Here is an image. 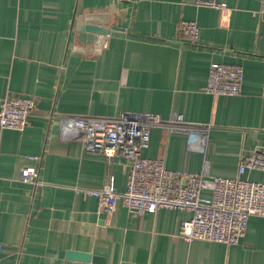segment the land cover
Masks as SVG:
<instances>
[{
    "label": "crops",
    "instance_id": "obj_1",
    "mask_svg": "<svg viewBox=\"0 0 264 264\" xmlns=\"http://www.w3.org/2000/svg\"><path fill=\"white\" fill-rule=\"evenodd\" d=\"M261 2L0 0V107L7 97L36 101L24 132L0 130V264H88L68 260L69 251L102 264H264V217H251L246 236L226 247L187 243L180 228L189 212L139 217L119 204L112 215L99 213L97 199L75 189L100 190L112 175L124 193L129 164L86 154L63 125L65 117L182 115L207 133L190 138L157 127L144 156L176 172L238 178L243 157L264 153ZM183 21L198 23V44L179 37ZM88 24L114 32L81 39L78 28ZM218 64L243 68L240 96L206 94ZM28 165L39 167L37 187L19 179ZM242 178L264 184L262 172Z\"/></svg>",
    "mask_w": 264,
    "mask_h": 264
},
{
    "label": "built area",
    "instance_id": "obj_2",
    "mask_svg": "<svg viewBox=\"0 0 264 264\" xmlns=\"http://www.w3.org/2000/svg\"><path fill=\"white\" fill-rule=\"evenodd\" d=\"M199 6L227 11L225 4L201 1ZM264 13V0L261 2ZM179 37L192 45L201 40V29L196 21H183ZM245 73L243 68L214 65L210 69L204 91L212 96L237 97L242 94ZM36 108L32 98L7 97L0 107V130L24 132ZM63 125L69 137L89 155H101L109 163L123 158L129 164L127 189L119 193L115 178L110 175L100 190L76 188L75 193L98 201L99 213L112 215L122 204L136 216L155 214L161 209L189 212L192 217L181 224L180 236L189 244L196 241L217 243L231 247L246 236L251 217H264V184L243 179L247 173H264V153L241 159L236 179L207 178V174H190L169 170L160 159H149L144 152L150 148L152 131L164 127L190 138L206 134L209 127L192 125L182 115L168 120L153 113L123 114L114 119L65 117ZM39 163L38 157H30ZM23 183L39 186L38 166L21 169ZM3 245L0 244V261Z\"/></svg>",
    "mask_w": 264,
    "mask_h": 264
},
{
    "label": "water",
    "instance_id": "obj_3",
    "mask_svg": "<svg viewBox=\"0 0 264 264\" xmlns=\"http://www.w3.org/2000/svg\"><path fill=\"white\" fill-rule=\"evenodd\" d=\"M114 31L103 29L94 25H81L78 28V33L81 39H88L93 41L96 36H107L113 34ZM66 257L70 261L80 262V263H93V264H102L104 260L99 257H95L89 253H82L76 251H69L66 254Z\"/></svg>",
    "mask_w": 264,
    "mask_h": 264
}]
</instances>
